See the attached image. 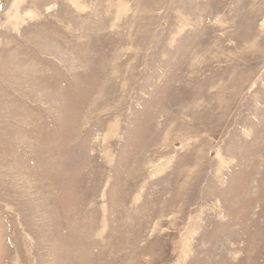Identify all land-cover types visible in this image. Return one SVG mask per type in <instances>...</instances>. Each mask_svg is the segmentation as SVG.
Segmentation results:
<instances>
[{"label":"rangeland","instance_id":"rangeland-1","mask_svg":"<svg viewBox=\"0 0 264 264\" xmlns=\"http://www.w3.org/2000/svg\"><path fill=\"white\" fill-rule=\"evenodd\" d=\"M0 264H264V0H0Z\"/></svg>","mask_w":264,"mask_h":264}]
</instances>
